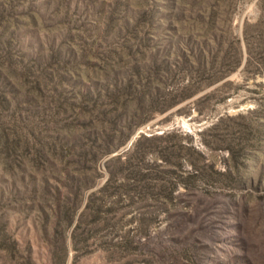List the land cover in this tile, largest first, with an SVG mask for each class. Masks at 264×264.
<instances>
[{
  "label": "rangeland",
  "instance_id": "rangeland-1",
  "mask_svg": "<svg viewBox=\"0 0 264 264\" xmlns=\"http://www.w3.org/2000/svg\"><path fill=\"white\" fill-rule=\"evenodd\" d=\"M0 264H264V0H0Z\"/></svg>",
  "mask_w": 264,
  "mask_h": 264
},
{
  "label": "trees",
  "instance_id": "trees-1",
  "mask_svg": "<svg viewBox=\"0 0 264 264\" xmlns=\"http://www.w3.org/2000/svg\"><path fill=\"white\" fill-rule=\"evenodd\" d=\"M241 63H242L241 59L238 60L235 64V67L233 70L237 69L241 65ZM247 63H248V61H247ZM226 149H228V151H229L228 160H231V161L233 160V161L237 162V165L235 164V169H238V161L239 160L246 161V160L251 159V157L248 156V152H247L245 145L241 146L240 149H238L237 151L234 150L233 148H226ZM196 152L201 154L199 151H196ZM222 174H224V175L225 174H231L230 167L227 169V171H225V173H222Z\"/></svg>",
  "mask_w": 264,
  "mask_h": 264
}]
</instances>
